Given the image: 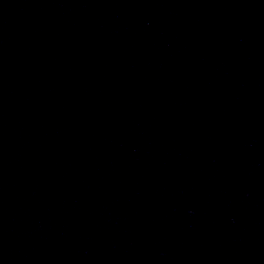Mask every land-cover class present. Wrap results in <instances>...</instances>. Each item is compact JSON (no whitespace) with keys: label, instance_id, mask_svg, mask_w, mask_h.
<instances>
[{"label":"water","instance_id":"water-1","mask_svg":"<svg viewBox=\"0 0 264 264\" xmlns=\"http://www.w3.org/2000/svg\"><path fill=\"white\" fill-rule=\"evenodd\" d=\"M0 264H264V0H0Z\"/></svg>","mask_w":264,"mask_h":264}]
</instances>
